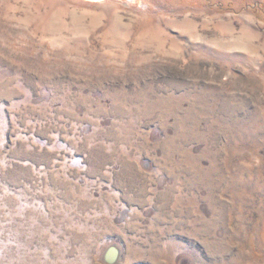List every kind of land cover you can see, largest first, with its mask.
I'll use <instances>...</instances> for the list:
<instances>
[{
    "label": "rangeland",
    "instance_id": "374dc122",
    "mask_svg": "<svg viewBox=\"0 0 264 264\" xmlns=\"http://www.w3.org/2000/svg\"><path fill=\"white\" fill-rule=\"evenodd\" d=\"M264 264V0H0V264Z\"/></svg>",
    "mask_w": 264,
    "mask_h": 264
},
{
    "label": "water",
    "instance_id": "95a60500",
    "mask_svg": "<svg viewBox=\"0 0 264 264\" xmlns=\"http://www.w3.org/2000/svg\"><path fill=\"white\" fill-rule=\"evenodd\" d=\"M120 258V250L117 246H110L104 255V260L107 264H115Z\"/></svg>",
    "mask_w": 264,
    "mask_h": 264
}]
</instances>
